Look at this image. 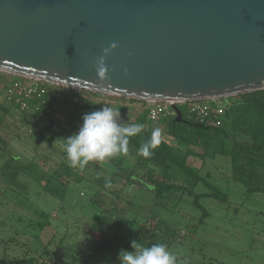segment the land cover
Wrapping results in <instances>:
<instances>
[{"label": "water", "instance_id": "water-1", "mask_svg": "<svg viewBox=\"0 0 264 264\" xmlns=\"http://www.w3.org/2000/svg\"><path fill=\"white\" fill-rule=\"evenodd\" d=\"M0 71L145 101L264 89V0H0Z\"/></svg>", "mask_w": 264, "mask_h": 264}, {"label": "trees", "instance_id": "trees-1", "mask_svg": "<svg viewBox=\"0 0 264 264\" xmlns=\"http://www.w3.org/2000/svg\"><path fill=\"white\" fill-rule=\"evenodd\" d=\"M5 73L0 74V119L3 120L10 113V108L5 103L16 106L13 102L8 101L5 87L12 81L23 78L7 73V76L12 75L13 77L6 79L7 77L4 78ZM45 83L49 85L48 82ZM51 87L53 86H49V95L53 90ZM89 93L96 96L105 94L92 91ZM117 99L146 104L145 100L135 98L117 97ZM50 101L52 103L55 99L50 97ZM219 102L226 108L222 125L200 122L190 114L187 105L182 108L179 104L183 121H176L175 112L173 116L162 118L156 123L164 127L165 135L168 138L167 136L161 138L160 145L153 150L150 157L145 158L138 154L141 143L146 142L151 136L144 127L141 133L129 138L126 154H120L104 161L109 172L105 175L96 174L95 183L102 184L104 187H106L107 181L111 187L121 183V189L116 188L114 191L110 189L111 187H106L113 194L111 197H108L106 193L103 194V197H108L110 200L111 207L109 209H101L97 200L94 197L91 199L92 205L96 204L100 210L93 215V227L98 232V238L93 242L89 253L81 260L83 264H96L98 258L106 253H110L112 259L118 258L119 251L130 249L131 241L135 239L141 240V244L145 246H150L153 243H165L168 247L174 245L179 233L178 228L174 226V230L171 233L168 232L169 222L162 221L160 214L162 210H171V215L179 214L184 210L182 216L179 214L180 219L185 217L184 212H194L198 215L195 216L197 218L195 224H204L210 216V212L202 200L211 197L226 202L230 198L228 193L219 187L220 185L211 182L213 175L210 171H207L206 174L202 172L201 168L205 167L207 160L222 158L230 169V175L224 177L226 182L243 185L245 196L256 193L264 195V89L222 98L213 103ZM104 106L109 105H99L98 102L82 96L78 104L69 105L60 112L64 120L62 126L55 123L51 113L20 111L16 107L23 116L24 125L27 126L25 133L30 136L36 149L42 144L52 146L56 140L63 139L62 137H65L63 134H68L66 127L68 125L73 126L70 133L72 135L74 126L82 124V117L85 113L99 110ZM110 107L117 108V110H113L114 112L125 110L124 105L120 104ZM65 111L66 113H64ZM120 111L118 112L121 115ZM147 113V108L143 107L136 114L135 121L129 120L124 123L125 126L134 123L146 125L149 122ZM33 127L37 129L30 131ZM16 135L19 136L20 133L17 132ZM174 141H178L177 144ZM129 157L134 158L133 163L128 160ZM191 157L200 159L202 167L193 166L190 163ZM65 163L58 164V168L52 172L48 167H39L36 159L29 160L16 153L10 142L0 135V176L4 177L10 185L8 187L0 186V190L1 192L10 190L14 195L15 204H18L21 211L27 206L21 205L19 201L25 198L22 197L21 192L11 189V186L28 191L33 183L39 186L40 189L37 190L39 195L49 196L59 202H63L67 198L70 189L68 184L61 180L62 174L59 170ZM66 170L69 178L83 181L86 177V167L80 171L69 167L68 164ZM28 177L31 180H28ZM125 186H137L140 192L150 195L151 207L148 211L150 216L152 215L150 217L152 222L147 220L138 222L136 219L128 221L121 213L119 209L120 197ZM198 187H203V189L198 190ZM28 203L30 205V207L28 205V209L32 210L36 216L34 219L30 218L25 221L21 215L17 221L20 224H25L26 227L17 229L10 238V242L18 243V238L21 235H26L28 229H30L28 234L38 240L39 232L51 222L49 212L44 209L37 211L31 208L33 200ZM187 206L188 210L185 211ZM163 229L172 236V241L159 234ZM121 232H129V236L127 237ZM25 244L31 245V243ZM32 250L29 247L23 256L11 257L5 252L3 256H0V264H41L40 256L35 255L36 250ZM44 252L47 253V246L44 247ZM208 263L214 264L213 261ZM45 264L49 263L45 262Z\"/></svg>", "mask_w": 264, "mask_h": 264}, {"label": "rangeland", "instance_id": "rangeland-1", "mask_svg": "<svg viewBox=\"0 0 264 264\" xmlns=\"http://www.w3.org/2000/svg\"><path fill=\"white\" fill-rule=\"evenodd\" d=\"M0 74H4V72ZM6 74L4 78L12 79V75L7 76ZM2 80L4 79L2 78ZM84 94L88 95L87 97L92 101L98 102L99 105L108 104L113 107L118 104L124 105V111L118 110L121 112L122 123H127L129 120L135 121L136 114L147 104L132 101L123 102V100L117 99L119 96L109 94L100 96L90 95L86 92ZM1 97L4 99L3 96ZM5 104L10 108V113L5 120L0 119V135L10 142L16 153L29 160L36 159L39 167H48L51 172L58 168V164L66 162L59 170L62 174L61 180L68 184L70 191L67 198L63 202H59L49 196L37 194V190L40 188L33 183L28 191L11 186V189L21 192L22 197L25 198L19 201L21 205L27 206L21 211L18 204H15L13 193L10 190L8 192L0 190V256H3L5 252L10 257L23 256L31 247L33 250L38 248L35 255L40 256L41 264H45V262L49 264H83L81 260L89 253L93 242L98 238V232L93 227V215L100 210L96 204L92 205L91 199L94 197L101 209H109L111 206L108 197L113 195L109 191L110 189L114 191L116 188L121 189V183L110 189L102 184H96L94 181L96 174L105 175L109 172L104 162L99 161H90L85 166L87 171L83 181L69 178L66 170L69 162L62 149L64 137L56 140L52 146L42 144L35 149L32 139L25 133L27 126L24 125L23 116L16 106ZM180 106L184 107V105ZM113 110H117V108H113ZM80 126H74L72 134L78 131ZM66 127L68 134H63L65 137L70 135L73 126ZM17 132L20 133L19 136L16 135ZM174 142L177 144L178 141ZM128 160L134 162L133 157H129ZM190 163L197 168L202 167L200 159L191 157ZM76 169L82 171L79 168ZM201 170L205 174L210 171L213 175L211 182L220 185L219 187L226 191L230 198L226 202L211 197L204 198L202 202L209 210L210 216L204 224L200 225L195 224L197 213L184 212L185 217L180 219L179 214L182 216L184 210L179 214L173 213L172 215L170 214L171 210L161 211L162 221L169 222L168 232L171 233L174 226L178 228L176 243L168 247L176 255L177 264H209V261H213L214 264H264V195L256 193L245 196L243 185L236 182L227 183L224 177L230 175V169L222 158L207 160L205 167H202ZM28 180L31 179L28 177ZM25 181L27 183L26 179ZM0 186H10L2 176H0ZM138 189L137 186L124 187L119 209L128 221L136 219L138 222L146 220L152 222L150 218L152 215L150 216L148 211L151 207V197L148 193H142ZM200 189L203 187H198V190ZM104 193L108 197H103ZM32 200L34 203L31 208L37 211L44 209L49 212L51 222L39 232L38 240L28 234L30 232L28 229L26 235H21L18 238V243L10 242V238L17 229L26 227L25 224H20L17 221L21 215L25 221L35 218L36 215L28 209V202H32ZM187 208L188 206L185 211L188 210ZM168 232L163 229L159 234L172 241V236L168 235ZM121 233L129 236V232ZM139 242L142 243L141 240ZM25 243H31V245L28 246ZM45 246H47V253L44 252ZM96 264H120V261L119 258L112 259V255L106 253L98 258Z\"/></svg>", "mask_w": 264, "mask_h": 264}, {"label": "clouds", "instance_id": "clouds-1", "mask_svg": "<svg viewBox=\"0 0 264 264\" xmlns=\"http://www.w3.org/2000/svg\"><path fill=\"white\" fill-rule=\"evenodd\" d=\"M113 43L111 48H115ZM109 49L98 57L97 73L100 79L106 78L107 68L104 64ZM78 131L64 137L62 149L66 153L69 167L83 170L90 161L104 162L120 154L128 152L129 138L141 133L143 123L125 126L120 120V113L114 112L110 106L85 113ZM162 130L154 128L150 138L141 143L138 154L148 158L161 143ZM106 187H111L106 183ZM120 264H177L176 255L165 243H153L145 246L132 240L130 249H121L118 253Z\"/></svg>", "mask_w": 264, "mask_h": 264}, {"label": "built area", "instance_id": "built-area-1", "mask_svg": "<svg viewBox=\"0 0 264 264\" xmlns=\"http://www.w3.org/2000/svg\"><path fill=\"white\" fill-rule=\"evenodd\" d=\"M45 81L23 77L20 80L12 81L5 87V95L8 101L13 102L20 111H32L43 114L44 112L51 113L56 124L64 125L62 112L69 105H76L80 102L82 96L87 97L84 93H89L88 90L59 85ZM49 86H53L49 95ZM50 88V89H51ZM50 97L55 101L51 103ZM88 98V97H87ZM220 99L210 100H195V101H146L148 110L147 116L149 122L145 125V130L151 134L154 128L162 130V137L165 136L164 127L157 124L162 118L171 117L175 114L173 105H187V110L194 115L200 122L214 124L220 126L223 124L225 107L219 103H213ZM45 109V111H43ZM35 127V126H34ZM30 129L33 131L34 128ZM161 137V138H162Z\"/></svg>", "mask_w": 264, "mask_h": 264}, {"label": "crops", "instance_id": "crops-1", "mask_svg": "<svg viewBox=\"0 0 264 264\" xmlns=\"http://www.w3.org/2000/svg\"><path fill=\"white\" fill-rule=\"evenodd\" d=\"M125 101L131 102V101H129V100H123V102H125Z\"/></svg>", "mask_w": 264, "mask_h": 264}]
</instances>
